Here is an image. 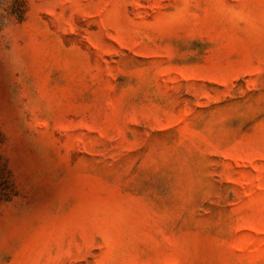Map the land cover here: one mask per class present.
Returning <instances> with one entry per match:
<instances>
[{"label":"rangeland","instance_id":"1","mask_svg":"<svg viewBox=\"0 0 264 264\" xmlns=\"http://www.w3.org/2000/svg\"><path fill=\"white\" fill-rule=\"evenodd\" d=\"M0 264H264V0H0Z\"/></svg>","mask_w":264,"mask_h":264}]
</instances>
